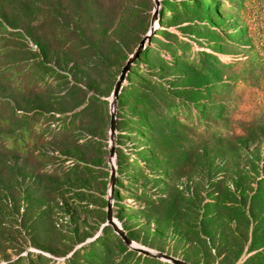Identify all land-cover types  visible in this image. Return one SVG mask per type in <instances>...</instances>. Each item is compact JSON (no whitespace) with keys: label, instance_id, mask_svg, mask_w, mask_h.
I'll use <instances>...</instances> for the list:
<instances>
[{"label":"rangeland","instance_id":"obj_1","mask_svg":"<svg viewBox=\"0 0 264 264\" xmlns=\"http://www.w3.org/2000/svg\"><path fill=\"white\" fill-rule=\"evenodd\" d=\"M172 1L159 0L155 11L153 0L141 9L139 0H0V264H28L25 258L30 253L41 256V263L65 264L103 229L109 231L107 234L114 232L106 219L112 144L109 126L112 91L121 70L141 40L145 39L144 47L149 37L154 38L149 49L156 46V32L161 29L201 49L181 31L190 19L181 15L176 23L169 22L165 6ZM24 5L30 7L29 14L44 17L43 23L38 19L33 23L38 25L42 50L22 28ZM221 14L224 26L233 31L244 28L235 11ZM245 18L249 35L264 58V0H249ZM14 23L19 27H11ZM79 31L86 46L81 47ZM244 40L250 43L248 37ZM218 57L224 63L246 58L232 51H219ZM137 58L122 84L120 93L125 94L119 93L115 106V222L136 244L193 264H264V108L239 121L232 117L231 128L244 127L247 121L245 135L218 141L219 128L229 118L230 90L225 88L216 99L224 106L223 113L219 118H206L211 131H195L192 124L177 122V133H173L171 124L159 125L167 142L156 145L148 129L136 130L130 124L137 125L135 120L146 110L135 105L131 97L140 92V85L153 79L189 94L190 83L202 78L191 66L173 65L170 56L163 63ZM41 59L68 72L70 84L76 81L85 89L87 102L92 100L86 112L88 123L57 141L45 133L28 154L14 155L4 142V136L16 129L18 117L10 115L8 103L16 100L26 108L36 104L37 91L32 88L43 75ZM222 78L225 80L227 73ZM202 81L203 91L213 87L209 80ZM142 93L147 95L148 91ZM55 95L67 99L60 105L54 103V110L46 112L47 118H55L50 126H58L59 110L71 114L80 100L66 95L64 88ZM184 97L193 100L192 96ZM208 102L214 106L215 101ZM28 110L24 114L33 116V110ZM157 118L150 115V126L158 125ZM37 120L45 122L44 117ZM119 154L145 159L139 166L130 161L119 165ZM83 164L89 168L86 172H82ZM147 191L159 203L147 200ZM203 215L208 217L202 222Z\"/></svg>","mask_w":264,"mask_h":264},{"label":"trees","instance_id":"obj_2","mask_svg":"<svg viewBox=\"0 0 264 264\" xmlns=\"http://www.w3.org/2000/svg\"><path fill=\"white\" fill-rule=\"evenodd\" d=\"M148 1L139 0V9ZM248 1L181 0L177 2L173 0L172 3L166 4V14L169 16L170 23H176L181 15L184 18L190 19L191 22L182 26L181 31L184 35H190L192 39L197 41L201 49H194L191 42L182 39L179 35L168 29H161L156 32L158 34L156 46L153 49H149L154 39L152 38L150 42L145 44L136 60L142 57L163 63L165 62V57L170 56L173 58V65L178 67L180 63L191 66L194 71L200 74V78L202 79L190 83L192 85L190 87L192 88V92L189 94L184 93V91L174 90L172 84L163 82L161 79H153L152 82H147L150 89L147 88L146 84L145 86L144 84L139 87L137 86L140 92L135 93L132 97L130 96L135 105H140L146 109L143 116L135 120L138 123L137 125L134 122H130V124L136 130L143 131L144 128L148 129L152 133L151 140L156 145H165L167 142L164 131L159 128V125L171 124L173 133H177V129L174 128L177 122L192 124L195 131H200L201 129L205 133L211 131L206 118L213 115L219 118L223 113L224 106L221 103L219 104V100L216 99H218L225 88L230 90L229 99L231 102L228 103L227 107L229 118L219 128V132L216 135L218 141L222 137L228 139L243 137L245 135L247 121H245L244 127L234 126L231 128L232 117H236L239 121V118L246 117L247 114L253 113L257 108H264V58L260 57L259 48L253 43L249 35V26L245 18ZM29 8L27 5L23 6L24 18L21 21L24 24L22 28L27 33V37L33 39L35 47L42 50L41 40L36 34L38 25L33 23L37 19V21L43 23L44 17H35L29 14ZM222 11H235L237 16L242 19L243 24H245L244 28L233 31L229 26H224L221 19ZM11 27L18 28L19 26L14 23ZM56 28L59 29V26ZM61 28L65 29L62 26ZM66 28L73 30L70 26H66ZM79 32L77 35L81 40V47L86 46V39ZM244 37H248L249 44L247 41L245 42ZM205 47H208V49H205ZM219 51L241 53L246 58L224 63L218 57ZM39 63L43 75L41 80L32 88V90L37 91L36 104L33 106L29 105L26 108L22 104H17L16 100H14V103H8L10 115L18 116L16 129L11 130L10 134L4 136L5 147L14 155L28 154L33 147L37 146L39 137H43L45 133L46 137H51V141H57L62 138V135L72 133L73 130L79 129L81 125L88 123L86 112L92 100L87 102L85 89L79 86L76 81L70 84L72 80H69L68 72L64 73L58 70V68L50 67L42 59ZM222 69L227 73L225 80L222 78V74H224ZM45 77L48 78L46 79ZM48 79L52 80L55 84H52ZM203 79L209 80L213 87L203 91L202 87L205 84L202 81ZM186 87L188 86H184L183 88L187 89ZM62 88L66 89V95H71L72 97L78 96L80 100L72 108L71 111L73 112L71 114H68L64 109L59 110L57 112L58 118H56L58 126L53 123L54 128H52L53 126L49 124L55 118L52 115L50 118H47L46 112L54 110L52 108L54 103L60 105L59 103L62 104L66 101L65 95H55V91ZM143 91H148V94L144 95ZM120 94L124 95L125 91H122ZM129 94L131 95L133 92L131 91ZM183 95L192 96L193 100L185 98ZM92 99L98 100L97 96H93ZM210 99L215 101L213 107L208 102ZM77 108H80V110L74 111ZM28 109L33 110V116L24 114V110L29 111ZM119 112H122V110H119ZM150 115L158 117L155 120V124H158L156 127L150 126ZM39 117H44L45 122H39L37 120ZM261 133H264L262 129ZM144 159L145 157L143 156L126 158L124 155L119 154L116 158V163L118 162L120 165L122 162L127 163L130 161V163L139 166ZM82 166L84 167L82 172L89 170L85 164ZM74 170L77 173L81 172L78 168H74ZM143 172L148 175L149 171ZM145 197L149 201L157 200L148 191ZM155 203L159 202L155 201ZM87 208L86 210L88 211ZM201 217L200 219L203 222L208 216L203 215ZM123 229L125 228L123 227ZM107 233L109 231L107 232L103 229L101 235L97 236L87 246L76 250L71 257L67 258L65 264H172L164 260L139 254L137 251L127 247L116 232ZM126 234L133 240L134 237L129 232H126ZM108 235L112 239H108ZM113 242L116 244H112ZM25 259L28 264H45V262H40L41 256L39 257V255L32 253ZM188 262L191 263V261Z\"/></svg>","mask_w":264,"mask_h":264},{"label":"water","instance_id":"obj_3","mask_svg":"<svg viewBox=\"0 0 264 264\" xmlns=\"http://www.w3.org/2000/svg\"><path fill=\"white\" fill-rule=\"evenodd\" d=\"M154 2V7L155 11L159 5V0H153ZM155 15V14H154ZM154 20V17H153ZM145 39L141 40L138 48L135 50L133 55L128 58L126 61L125 65L123 66L121 73L114 85L113 91H112V100L110 104V126H109V133H110V138L112 141L111 147L109 149V162L111 164V172H110V187H109V196L107 198V210H106V219H107V224H110L112 228L114 229V232H116L120 238L123 240L124 244L129 247L130 249H133L137 251L139 254H142L144 256L164 260L167 262H170L172 264H192L188 261H185L181 258L175 257L173 255L161 252V251H156L153 249L146 248L144 246L136 244L131 238H129L125 232V230L115 222L113 218V206H112V199H113V191H114V186L116 182V172H115V165L113 161V156L115 153V147H114V130H115V106L117 104V99L119 96V93L122 88V84L125 80V76L127 71L129 70L133 60L140 55L143 44H144ZM151 41V38H148V42Z\"/></svg>","mask_w":264,"mask_h":264}]
</instances>
